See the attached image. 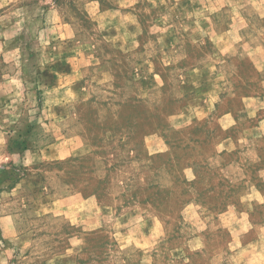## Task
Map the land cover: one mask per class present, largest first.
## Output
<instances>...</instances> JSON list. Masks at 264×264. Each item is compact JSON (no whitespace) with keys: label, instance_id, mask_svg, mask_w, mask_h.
Returning a JSON list of instances; mask_svg holds the SVG:
<instances>
[{"label":"rangeland","instance_id":"rangeland-1","mask_svg":"<svg viewBox=\"0 0 264 264\" xmlns=\"http://www.w3.org/2000/svg\"><path fill=\"white\" fill-rule=\"evenodd\" d=\"M263 223L264 0H0V264H242Z\"/></svg>","mask_w":264,"mask_h":264},{"label":"crops","instance_id":"crops-1","mask_svg":"<svg viewBox=\"0 0 264 264\" xmlns=\"http://www.w3.org/2000/svg\"><path fill=\"white\" fill-rule=\"evenodd\" d=\"M259 229L264 231V223L259 226ZM256 245L258 246V248H262V250L258 252L249 251V247L251 246V244L248 242L245 244V246H243L246 247L247 250L246 255H243L241 258L242 264H264V239H260V241H258Z\"/></svg>","mask_w":264,"mask_h":264}]
</instances>
